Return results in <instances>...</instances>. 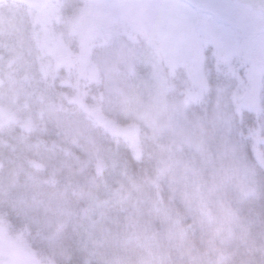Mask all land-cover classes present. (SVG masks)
Here are the masks:
<instances>
[{"label":"rangeland","instance_id":"1","mask_svg":"<svg viewBox=\"0 0 264 264\" xmlns=\"http://www.w3.org/2000/svg\"><path fill=\"white\" fill-rule=\"evenodd\" d=\"M262 139L264 3L0 0V264H264Z\"/></svg>","mask_w":264,"mask_h":264},{"label":"trees","instance_id":"2","mask_svg":"<svg viewBox=\"0 0 264 264\" xmlns=\"http://www.w3.org/2000/svg\"><path fill=\"white\" fill-rule=\"evenodd\" d=\"M52 139H54V134L51 135ZM56 137V142L57 145H59L60 147H63L65 151H73L76 150V148L74 147V145H70V148H67L68 143H66L65 139L62 136H55ZM77 157L79 159H82V161L85 159V155L78 153ZM133 162L135 161V166L137 168V171L142 175V176H147L148 174L146 173V168H145V164H144V160H132ZM145 180V179H143ZM148 183L151 186V189H153L154 191H156L157 193L160 194L164 204L171 209V211H173L174 214H176L181 220H183L184 222H191V215L188 212V210L185 208V206H183L180 202H178L173 196L172 194L168 191V189L165 188L164 184L157 178L155 177V174L150 176V179L148 180ZM6 206V205H5ZM9 211L6 212V210L4 209L3 211H0V217L4 218L6 216V214H8ZM5 214V215H2ZM7 219L9 220L10 218H5V221H7ZM11 220V219H10ZM197 235V236H196ZM198 235H200L199 233H196L194 235H191L190 239L191 242L193 244L196 245V248L199 251H203L205 250L204 245L202 244V241ZM199 237V238H198ZM209 258V257H208ZM44 263L47 264H51L48 261H42ZM53 264V263H52ZM59 264H87L84 261H80V260H73V259H68L62 263Z\"/></svg>","mask_w":264,"mask_h":264},{"label":"water","instance_id":"3","mask_svg":"<svg viewBox=\"0 0 264 264\" xmlns=\"http://www.w3.org/2000/svg\"><path fill=\"white\" fill-rule=\"evenodd\" d=\"M262 144H264V139L262 140Z\"/></svg>","mask_w":264,"mask_h":264}]
</instances>
